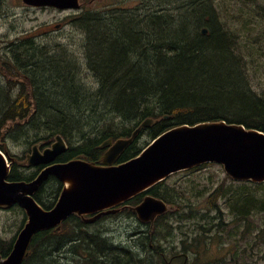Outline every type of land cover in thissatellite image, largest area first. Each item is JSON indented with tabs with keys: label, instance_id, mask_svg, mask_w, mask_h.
Returning <instances> with one entry per match:
<instances>
[{
	"label": "trees",
	"instance_id": "obj_1",
	"mask_svg": "<svg viewBox=\"0 0 264 264\" xmlns=\"http://www.w3.org/2000/svg\"><path fill=\"white\" fill-rule=\"evenodd\" d=\"M5 1L0 0V9ZM141 2L143 7L136 5L132 10L108 14L84 10L74 17V25L86 34V72L95 78V87L85 82L83 71L71 54L65 49L57 51L35 36L19 37L0 49L3 151L7 148L11 156L24 158L34 143L50 144L47 138L61 133L70 147L68 157L100 163L106 139L130 136L149 117L156 120L155 124L142 130L118 163L137 156L159 134L178 125L226 120L264 131V97L251 86L245 43L230 24L233 12L222 13L217 0ZM259 6L256 13L264 21V4ZM238 23L250 32L248 15L242 14ZM201 26L207 27L208 32L203 33ZM185 103L191 107L183 111ZM146 132L151 139L143 144L141 138ZM8 138L26 144L23 154L1 143ZM209 164L213 162L183 171H196ZM19 167H11V179L31 181L37 177L34 169L25 172ZM167 179L130 199L136 204L149 193L176 206L159 216L151 233L147 230L133 246L111 242L102 231L88 230L92 225L73 215L60 232L37 233L23 264H63L52 255L65 243L76 264H173L169 254L185 251L193 254V264H217L215 260L225 264L222 254L214 256V260L208 258L212 242L220 250L231 246L221 239L227 223L214 197L226 196L230 212L239 220L247 219L254 210L264 214V182L234 181L230 177L241 186L234 189L233 185H220L212 189L211 206L201 209L200 201L186 188L168 187ZM253 185L263 194L258 195L260 191ZM44 202L48 209L52 208L49 201ZM126 211L136 215L132 210ZM185 220L189 224L182 226ZM179 229L184 230L182 251H176L174 244ZM259 236L264 240V229ZM203 254L207 261L197 263Z\"/></svg>",
	"mask_w": 264,
	"mask_h": 264
},
{
	"label": "water",
	"instance_id": "obj_2",
	"mask_svg": "<svg viewBox=\"0 0 264 264\" xmlns=\"http://www.w3.org/2000/svg\"><path fill=\"white\" fill-rule=\"evenodd\" d=\"M22 1L62 10L81 7L80 0ZM202 31L207 33L208 29L205 27ZM155 122L152 117L146 118L130 136L106 139L102 143L106 150L100 163L84 158L70 159L47 166L31 181L9 180L16 157L7 148L5 152L0 150V208L19 204L28 216L11 253L6 257L0 254V264H23L35 234L52 228L59 232L62 223L73 215L86 223H94L105 214L130 208L140 221L150 222L153 227L157 217L175 210L176 206L149 193L135 205L118 206L179 171L214 162L223 165L234 181L264 182V131L226 120L174 126L154 138L137 156L117 163L142 130ZM40 145L41 142L34 143L21 163L30 167L49 163L69 149L61 133L44 149ZM50 176L60 180L63 188L57 203L45 209L31 195Z\"/></svg>",
	"mask_w": 264,
	"mask_h": 264
},
{
	"label": "rangeland",
	"instance_id": "obj_3",
	"mask_svg": "<svg viewBox=\"0 0 264 264\" xmlns=\"http://www.w3.org/2000/svg\"><path fill=\"white\" fill-rule=\"evenodd\" d=\"M90 1L83 0L81 2L83 7L80 10H61L27 5L22 0H6L0 9V49L4 50L11 40L19 37L35 36L40 42H45L57 51L65 49L71 54L76 63L80 65L85 82L95 87V78L90 72H86V67L88 68L85 49L86 34L77 28L73 22L74 17L88 7L96 8V4H92ZM127 1L129 0H111V5H114V7L133 5L134 7L136 5L143 7L141 5L143 2L138 3L139 0L130 1L129 4L126 3ZM260 4H264V0H217V5L222 13L228 10L233 12L230 24L233 30L240 33L241 41L245 43V61L251 86L257 95L264 97V49L259 50V48H264V21L256 13V10L261 8ZM242 14L250 17V24H248V27H251L250 32L248 28L241 27L238 23V18ZM59 23L63 25L57 29L56 25ZM150 139L149 132H146L142 135L141 142L144 144ZM1 143H5L13 152L20 154L26 147V144L18 143L14 138H8L6 141H1ZM165 184L168 187L186 188L189 195L200 201L199 207L201 209H207L211 206L209 192L212 189L220 185H233L234 189L241 186V184H237L230 179L222 165L216 163L209 164L196 171L176 173L170 176ZM252 187L256 186L253 185ZM261 194H263V191H260L258 195ZM214 199L222 207L223 216L227 223L225 226L226 232L223 233L221 239L231 243V246L226 250H220L212 242L208 250V258L214 260V256L222 254V257L226 260L225 264H264V240L262 236L257 238L260 230L264 229V214L254 210L250 212L252 215L247 219L239 220L230 212V208L226 203V196L221 197L218 194ZM211 213L214 215L215 211ZM22 217L16 210L10 212L0 211V234L2 237L9 239L17 231ZM215 223H218V221H215ZM188 224L187 220L181 222L182 226ZM136 228L142 231L148 230V227L141 223L135 214L125 211L115 216L103 218L97 224L88 227V230L102 231L106 237H109L111 242L133 246L138 238L134 236ZM182 231L184 230L179 229L175 232L174 244L176 245V251L184 250ZM235 233L237 237L234 236ZM204 246L205 244L201 247ZM137 251L143 253L141 248H138ZM185 253L190 256L189 264H193V254L188 251H185ZM172 256L173 254H169L168 259ZM52 257L63 264H76L72 253L69 252V244L66 243L60 251L53 253ZM199 261L205 263L207 261L206 255L200 256L197 263ZM216 262L218 264L220 260H215L214 263ZM173 264H182V260L176 259Z\"/></svg>",
	"mask_w": 264,
	"mask_h": 264
},
{
	"label": "flooded vegetation",
	"instance_id": "obj_4",
	"mask_svg": "<svg viewBox=\"0 0 264 264\" xmlns=\"http://www.w3.org/2000/svg\"><path fill=\"white\" fill-rule=\"evenodd\" d=\"M130 1H133V0H129V1H127L126 3L127 4H129L130 3ZM141 1L142 0H139V3H141ZM80 2H83V0H80ZM92 4L93 3H95L96 4V8H94V7H88L86 10L87 11H93V10H97L98 12H100L101 14H108L110 11H127V10H132V9H134L133 7H134V5L133 6H129V7H124V6H122V7H114V5H111L112 4V2H111V0H91L90 1ZM82 4V3H81ZM124 5V4H123ZM82 7H83V5H82ZM66 10H77V9H66ZM78 10H80V9H78ZM58 25V24H57ZM59 25L61 26V25H63L62 23H59ZM60 28V27H59ZM58 29V28H57ZM47 139H49V140H51V143L50 144H47V145H43V144H41L40 145V148L41 149H44L45 147H47V146H49V145H51L52 143H53V141H54V139H55V137H52V138H47ZM70 148V147H69ZM30 150H31V146H30V149H29V152H30ZM28 152V153H29ZM68 152H69V150H67L65 153H63V155L64 154H68ZM21 154H23V152L21 153ZM27 154V153H26ZM26 154H25V156H26ZM67 154L65 155V157L64 158H62L61 157V155L56 159V160H54V161H52V162H49V163H45V164H40V165H37V166H32V167H29V166H27V165H25V166H21V165H23L22 163H21V161L25 158H19V157H17L16 155H14L15 157H16V160L14 161V163L12 164V166L11 167H14V165H15V167H16V165L17 166H20L19 167V170L20 171H25V172H27V171H29L30 169H34L36 172H37V176L39 175V173L44 169V168H46L47 166H49V165H52V164H56V163H62V162H66V161H68V160H70V159H72L71 157H68L67 156ZM9 180H12L13 181V179H11L10 178V176H9ZM62 188H63V183L60 181V180H58L57 178H55V177H53V176H50L49 177V179L43 184V186H42V188H39L36 192H35V194H33V195H31V196H33L34 198H35V200L37 201V202H39V203H41L45 208H50L49 206L48 207H46L45 206V202H44V200H47V201H49L50 202V205L53 207L55 204H56V202L58 201V199H59V196H60V193H61V191H62ZM44 199V200H43ZM130 201V200H129ZM125 202V203H123L122 205H120V206H118V207H121V206H123V205H135V204H132V203H130V202ZM140 202V201H139ZM138 202V203H139ZM137 204V203H136ZM127 209H130V208H127ZM126 209V210H127ZM13 210H16V211H18L23 217H22V219H21V222H20V224H19V226H18V229H17V231L15 232V233H13V235L9 238V239H6V238H4V237H2V235L0 234V254L3 256V257H6V256H8L10 253H11V251L13 250V247H14V244H15V240H16V238H17V236H18V234H19V232L22 230V228L25 226V224H26V221H27V219H28V216H27V214H26V212H25V210L19 205V204H15V205H13L12 207H10V208H8V209H5V208H0V211L1 212H10V211H13ZM126 210H124V211H122V212H118V213H110V214H105V215H103L100 219H98L95 223H92L93 225L94 224H97L100 220H102L103 218H107V217H110V216H115L116 214H121V213H123V212H125ZM137 218H138V216H136ZM138 220H139V218H138ZM140 221V220H139ZM141 223H143L145 226H147L148 227V233H151V229L154 227H151V223H144V222H141ZM64 224H65V222H64ZM62 227H63V224H62ZM51 230H55L54 228H52ZM146 231H142L141 229H139V228H136L135 229V232H134V236H135V238L136 237H140L143 233H145ZM68 236V235H67ZM33 240V239H32ZM31 243H32V241H31ZM31 243H30V245H31ZM150 243V242H149ZM150 246L152 247L153 245L150 243ZM28 250H30V246H29V249ZM175 257H172V259H171V262H173L174 260H176L175 258H177V257H179V259H181L182 260V264H189V258H190V256H189V254H187V253H179V254H176V255H174Z\"/></svg>",
	"mask_w": 264,
	"mask_h": 264
},
{
	"label": "bare ground",
	"instance_id": "obj_5",
	"mask_svg": "<svg viewBox=\"0 0 264 264\" xmlns=\"http://www.w3.org/2000/svg\"><path fill=\"white\" fill-rule=\"evenodd\" d=\"M191 3H192V2H191ZM167 7H168V6H167ZM160 8H161V7H160ZM192 9H193V8H192ZM151 14H153V13H151ZM154 14H155V13H154ZM157 15H158V14H157ZM201 28H203V27L201 26ZM206 28H207V27H206ZM135 30H136V29H135ZM212 30H213V29H212ZM213 31H214V30H213ZM201 34H202V33H201ZM212 36H213V35H212ZM214 37H215V36H214ZM202 38H203V37H202ZM173 40H174V39H173ZM216 42H217V41H216ZM106 43H107V41H106ZM145 43H146V42H145ZM168 43H170V42H168ZM199 43H200V42H199ZM219 43H220V42H219ZM219 43H218V45H219ZM170 44H171V43H170ZM194 44H195V42L193 43V45H194ZM201 44H202V43H201ZM222 44H223V43H222ZM225 45H226V44H225ZM96 48H97V47H96ZM222 48H223V47H222ZM198 49H200V48H198ZM91 52H93V51H91ZM129 54H130V53H129ZM129 58H130V57H129ZM131 60H132V59H131ZM130 62H131V61H130ZM124 74H125V73H124ZM129 76H130V75H129ZM136 76H137V75H136ZM134 78H135V77H134ZM134 78H133V79H134ZM116 79H117V77H116ZM168 90H169V89H168ZM162 91H163V90H162ZM164 92H165V91H164ZM168 92H169V91H168ZM172 92H173V91H172ZM182 92H183V91H182ZM167 94H168V93H167ZM184 94H185V93H184ZM165 95H166V94H165ZM186 95H187V93H186ZM165 98H166V97H165ZM174 98H175V97H174ZM183 98H184V95H183ZM186 98H187V96H186ZM191 98H192V97H191ZM191 98L189 97V99H191ZM212 98H213V97H212ZM189 99H188V100H189ZM172 100H173V99H172ZM181 100H183V99H181ZM191 100H192V99H191ZM178 101L181 102L180 100H178ZM192 101H193V100H192ZM192 101H191V102H192ZM165 102H166V101H165ZM165 102H164V103H165ZM173 102H174V101H173ZM179 102H178V103L176 102V104L179 105V104H180ZM184 102H185V101H184ZM168 103H169V102H168ZM192 103H193V102H192ZM195 103H196V102H195ZM170 104H171V103H170ZM170 104H169V105H170ZM174 104H175V103H173V105H174ZM188 104H190V102H189ZM205 104H206V103H205ZM209 104H210V103H209ZM169 105H168V107H169ZM181 105H182V102H181ZM181 105H180V106H181ZM191 105H192V104H191ZM170 106H171V105H170ZM182 106H183V105H182ZM184 106H186V103H185ZM189 106H190V105H189ZM189 106L187 105L186 107H184V110H183V109H182V110L185 111V108H186V110H187V107L189 108ZM195 106H197V105L195 104ZM198 106H200V105H198ZM175 107H177V106H175ZM190 107H191V106H190ZM192 107H193V106H192ZM201 107H203V106H201ZM173 108H174V107H173ZM178 108H179V107H178ZM178 108H177V109H178ZM203 108H204V107H203ZM179 109H180V108H179ZM193 109H194V108H193ZM188 110H189V109H188ZM200 110H201V109H200ZM202 110H204V109H202ZM180 111H181V110H180ZM206 111L208 112V110H206ZM209 112H210V110H209ZM219 112H220V111H219ZM215 113H216V112H215ZM62 116H63V115H62Z\"/></svg>",
	"mask_w": 264,
	"mask_h": 264
}]
</instances>
